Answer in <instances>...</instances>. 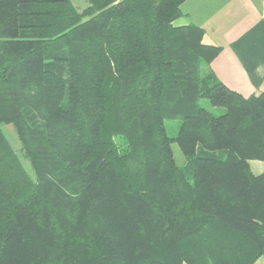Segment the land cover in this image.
Listing matches in <instances>:
<instances>
[{"label": "trees", "instance_id": "obj_1", "mask_svg": "<svg viewBox=\"0 0 264 264\" xmlns=\"http://www.w3.org/2000/svg\"><path fill=\"white\" fill-rule=\"evenodd\" d=\"M86 2L0 0V264H254L264 91L215 77L185 0Z\"/></svg>", "mask_w": 264, "mask_h": 264}, {"label": "crops", "instance_id": "obj_2", "mask_svg": "<svg viewBox=\"0 0 264 264\" xmlns=\"http://www.w3.org/2000/svg\"><path fill=\"white\" fill-rule=\"evenodd\" d=\"M180 10L175 26H198L202 43L220 48L210 70L225 87L244 98L264 91V0H185Z\"/></svg>", "mask_w": 264, "mask_h": 264}, {"label": "rangeland", "instance_id": "obj_3", "mask_svg": "<svg viewBox=\"0 0 264 264\" xmlns=\"http://www.w3.org/2000/svg\"><path fill=\"white\" fill-rule=\"evenodd\" d=\"M73 6L77 8V10L81 11L85 7H87V2L86 0H71ZM212 31V30H210ZM202 106L205 107L209 112H211L214 115H218L222 112L220 108H215L212 107L208 102L203 101ZM167 132L170 136H174L177 131V124L175 122H166L165 123ZM2 132L4 134L5 139L7 140L8 144L10 147L16 152L19 153L20 151V142L19 139L11 125H4L2 127ZM116 142L122 147V143L119 139H116ZM172 152L173 156L175 159V162L177 165L182 166L184 164V158L181 155L178 147L176 144H172ZM21 163L23 164L24 168L27 171H30L29 164L28 162L20 156ZM248 165L250 167L251 172L254 175H260L261 173L264 172V161H259V160H250L248 161Z\"/></svg>", "mask_w": 264, "mask_h": 264}]
</instances>
